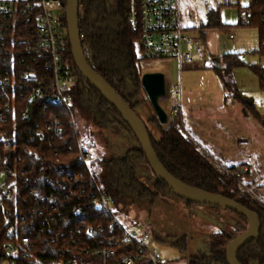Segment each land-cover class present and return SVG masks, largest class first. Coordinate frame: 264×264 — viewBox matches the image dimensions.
<instances>
[{
  "label": "trees",
  "instance_id": "16d2710c",
  "mask_svg": "<svg viewBox=\"0 0 264 264\" xmlns=\"http://www.w3.org/2000/svg\"><path fill=\"white\" fill-rule=\"evenodd\" d=\"M65 5L66 0H63L64 8ZM127 9L128 0H80V38L83 52L88 53L85 57L91 68L135 112L141 104L134 101L136 95L140 90L145 94L141 86V78L144 75L141 67L143 60L138 57L139 40L130 31L127 23ZM251 9L257 12L254 17L255 22L251 26L258 28L259 32V46L254 53L264 56V23L259 17L261 6ZM219 10L220 8H217L215 16L209 18L207 24L200 30L202 39L203 31L207 29H217L229 35L232 27L222 23ZM27 19L28 16L21 19V27L26 25ZM62 22L65 59L76 77L74 87L68 92L72 107L67 110L62 106L48 105L44 100H37L26 91L22 99L16 100L12 115L8 116V123L0 126V130L15 135L17 146L13 152H1L3 157L8 158L4 165L11 169L16 167L17 170H24L22 176L18 172L14 176L5 178L4 184L11 193L10 201L5 203L7 213L11 219H16L17 214L28 220L33 204V195H30L29 191L36 188L35 192L38 195L51 196L52 202L46 205L58 206L52 214L55 224L61 226L66 224L74 228L101 224L107 231L112 223L111 215L106 211L94 209L89 202L88 194L98 191L109 199L113 213L123 224L137 223L141 211L136 214L134 206L148 205L154 211L158 200L172 193L163 182L154 177L151 171L150 176L153 179L151 186L143 183L138 177L137 164L140 162L147 164L145 156L117 111L78 73L67 38L65 17L62 18ZM15 36L18 39L28 40L30 33L24 29ZM10 48L11 45L8 44L7 49ZM18 49L23 52V48ZM220 60L222 68H213V71L221 83L224 93L223 103L226 104L230 98L240 99L233 79V71L242 67L243 63L241 54H224ZM39 66L41 72H44L43 65L40 63ZM17 67L19 71L24 69L23 64ZM250 69L258 79L260 89L264 91V69L257 66ZM128 83L133 90L131 93L127 90ZM145 100L148 101V98ZM86 109H91L93 115L98 118L100 121L96 123L98 126L123 130L125 136H130L135 141V145L121 155L108 157L104 153L92 152L95 160L91 163L90 173L80 163L78 151L84 146L93 144L91 140H82V134L75 125L77 115L84 114ZM243 110L247 115L251 113V117L264 130V116L250 112L252 108L246 103L243 104ZM25 111L28 112L27 115ZM168 119L166 125H161L154 113V116L148 120L158 129L160 134L158 141L146 127L158 161L172 177L183 184L234 200L255 213L259 219V233L236 252V259L239 264H264V200L261 202L255 197L240 195L238 192V183L249 179V165L242 162L230 167L219 164L186 134L181 116ZM55 121H59L62 126L61 135L49 140L37 139L33 132L34 127L41 128ZM143 123L146 126L144 121ZM36 153L37 158L34 156ZM14 159L17 161L14 162ZM60 170L64 171L63 175L57 173ZM67 172H70L72 180L67 178ZM48 181L50 184H46ZM247 186L258 195L261 186H256L254 182H248ZM185 204L188 207L194 205L188 202ZM76 208L79 210L78 214H74ZM231 213L238 221L235 230L229 233H212L209 237V253L192 256L185 264H227L225 251L228 244L247 226L243 217ZM37 223L32 233L18 227L16 234L6 235L0 212V251H3V246L7 242L16 244L17 238L19 241L20 237H31L30 241L34 247L32 257L19 259L18 264H51V260H56L54 245L50 243L53 232L47 229L40 232L39 218ZM117 233L120 234L121 231L118 229ZM35 236H38V239ZM155 240L169 243L181 253L187 250L185 235L165 237L164 240L155 238Z\"/></svg>",
  "mask_w": 264,
  "mask_h": 264
},
{
  "label": "built area",
  "instance_id": "2783aa9c",
  "mask_svg": "<svg viewBox=\"0 0 264 264\" xmlns=\"http://www.w3.org/2000/svg\"><path fill=\"white\" fill-rule=\"evenodd\" d=\"M244 1L246 4L240 6V2ZM213 2L220 9L236 7L237 23L245 27L255 22L257 12L251 8L261 6L259 17L264 23V0ZM182 3L183 0H128L127 9V23L139 40L142 58L146 61L173 59L177 62L180 73L205 66L208 56V48L200 36V30L194 33L184 26ZM64 11L63 0H0V126L8 123V116L12 115L16 100L22 99L26 91L48 105L62 106L67 110L72 107L68 92L74 87L76 77L65 59L62 22ZM25 16H28L27 23L21 27V19ZM24 29L30 33L28 40L16 38L17 32ZM228 38L234 40V33L230 32ZM8 44L11 45L10 49H7ZM18 48H23V52ZM84 55L87 56L88 53L84 52ZM40 63L44 72H41ZM22 64L24 69L19 71L17 66ZM165 96L173 104L170 107V117L181 116V86L169 88L165 91ZM27 113L25 111L26 115ZM33 132L37 139L49 140L61 135L62 126L59 121H55L41 128L35 126ZM16 147L15 135L0 130V174L6 177L18 172L21 176L24 174V170L4 165L8 158L3 157L1 152H13ZM29 154L32 155L31 152ZM34 156L37 158L38 154ZM78 159L90 173L91 163L95 160L94 154L80 148ZM57 173L63 175L64 171ZM227 173L230 174L229 171ZM66 175L72 180L70 172ZM35 191L36 188L29 191L33 195L29 219L25 220L17 214L16 219H11L5 205L10 201L11 193L7 190V185L3 184L0 187L2 223L6 235L16 234L18 227L32 233L39 218V231L47 229L53 232L50 243L54 245L56 260H51V264H169L152 249L155 238L137 225L123 224L113 213L109 199L98 191L88 194L89 202L94 209L111 215L112 223L107 231L101 224L85 228L55 224L52 214L58 206L46 205L52 202L51 196H40ZM258 191L260 193L256 195L244 182L238 183L240 195H250L263 202L264 189ZM78 212L76 208L74 214ZM118 229L120 234L117 233ZM35 238L38 239V236ZM30 239L31 237H20L19 241L16 239V244L5 243L3 251H0V264H18L19 259L32 257L34 247Z\"/></svg>",
  "mask_w": 264,
  "mask_h": 264
},
{
  "label": "rangeland",
  "instance_id": "374dc122",
  "mask_svg": "<svg viewBox=\"0 0 264 264\" xmlns=\"http://www.w3.org/2000/svg\"><path fill=\"white\" fill-rule=\"evenodd\" d=\"M245 4V1L240 2V6ZM216 13L217 7L213 0H183L184 26L194 33L197 30H202L208 19L214 17ZM219 13L222 23L232 27L230 32L234 33L235 39L230 41L227 38L228 33L214 32L218 35L220 53L213 59H209L207 56L205 66L200 69H189L180 73L178 64L173 59L146 61L142 58L140 50L138 57L143 60L141 64L143 74L157 73L164 76L165 91L176 85L181 86L183 106V117L181 116V118L186 134L221 165L230 167L241 162L247 163L250 175L244 183L247 185L248 182H254L256 186H261L260 190L264 189V130L251 117V113L247 115L243 110V104L246 103L252 108L250 112L264 116V91L260 89L258 79L250 69L253 66L264 69V56L254 53L259 46V32L256 27L238 25L236 7L220 9ZM208 33L210 32H207L206 35ZM224 54H241L243 63L242 67L233 71V79L240 99L227 100L226 105L223 104L221 83L213 71V68H222L220 56ZM127 86L131 93L132 89L129 83ZM146 98V95L140 90L134 101L141 104L135 112L139 117L141 114L142 116L150 115L152 118L154 112L149 102L145 100ZM232 102L236 106L235 110L229 109ZM158 103L170 118V107L173 104L169 102L167 96L159 98ZM224 114L226 116L231 114L233 121H228L223 125L220 116ZM77 116L75 125L82 134V140H91L93 144L84 146L85 150L95 154L104 153L111 157L121 155L135 145V141L130 136H125L123 130L124 133L117 128L106 129L98 126L96 123L100 121L93 115L91 109H86L84 114ZM210 127L217 134L226 133L228 144L234 143L232 147L234 149L229 147L228 155L220 156L217 149L205 139L199 130H206ZM243 139H246L248 143L240 144ZM137 169L140 180L151 186L153 179H151V172L147 164L140 162L137 164ZM5 178L4 174H0V187L4 184ZM258 193L260 192L258 191ZM155 207L153 211L148 205L134 206L135 213L138 214L140 211L141 213L138 214V217L136 216L139 221L133 224L162 240L165 237H180L182 235L187 237V250L184 253L179 252L169 243L155 240L152 249L156 250L169 264H185L192 256L207 255L210 235L215 232H232L238 222L229 211L203 205L188 207L185 202L173 195H166L159 199ZM219 214L221 215L219 216ZM130 224L126 223V225Z\"/></svg>",
  "mask_w": 264,
  "mask_h": 264
},
{
  "label": "water",
  "instance_id": "95a60500",
  "mask_svg": "<svg viewBox=\"0 0 264 264\" xmlns=\"http://www.w3.org/2000/svg\"><path fill=\"white\" fill-rule=\"evenodd\" d=\"M79 2L80 0H66L64 11L67 38L73 62L78 73L111 107L117 111L141 148L150 171L157 180L163 182L170 189L173 196L181 201L194 205H203L228 210L236 213L246 220V230L230 241L225 251L227 264H239L236 259V252L246 243L255 238L259 233L260 226L257 215L242 207L234 200L225 198L221 195L207 193L200 189L183 184L179 180L172 177L162 167L153 151L148 132L143 121L134 111L130 109L122 97L118 95L87 62L82 50L80 38ZM141 86L159 123L161 125H166L168 123V116L158 103L159 98L165 95L164 76L157 73L144 74L141 78Z\"/></svg>",
  "mask_w": 264,
  "mask_h": 264
},
{
  "label": "crops",
  "instance_id": "0c3cea01",
  "mask_svg": "<svg viewBox=\"0 0 264 264\" xmlns=\"http://www.w3.org/2000/svg\"><path fill=\"white\" fill-rule=\"evenodd\" d=\"M207 32H210V33H208V35H206ZM214 32H220V31L217 30V29H210V30L207 29V30L203 31V35H202L203 36V40L205 41V43L207 45V48H208V57H209V59H211V58L213 59L214 56H218L219 53H220V44H219L218 35L216 33L214 34ZM227 38H228V36H227ZM230 41H233V40H230ZM221 56H220V58H221ZM223 96H224V93H223ZM224 105H226V104H224ZM229 109L230 110H235L236 109V106H235V104L233 102L230 104ZM139 115H140V118L142 117L141 118L142 121L145 122L146 127L149 130V132L151 133V135L153 136V138L156 141H158L160 139V134L158 132L157 127L154 124L148 122V120L151 118L150 115H148V116H142L141 114H139ZM181 116L183 117V110H182ZM228 116H226V114L220 116V119L223 122L222 123L223 125L226 122H228V121H230V122L233 121V119H232L233 117L231 116V114L228 115ZM237 121H238V119H237ZM199 130L205 136V139L207 141H209V143L211 145H213L217 149V153L220 156L224 155V154L228 155L229 154V149L234 146V143H232L231 145L228 144V139L226 137V133L217 134L216 131L212 127L207 128L206 130H201V129H199ZM241 141L242 142H240V144H247L248 143V141L246 139L245 140L243 139ZM232 149H234V148H232Z\"/></svg>",
  "mask_w": 264,
  "mask_h": 264
},
{
  "label": "flooded vegetation",
  "instance_id": "af4514ba",
  "mask_svg": "<svg viewBox=\"0 0 264 264\" xmlns=\"http://www.w3.org/2000/svg\"><path fill=\"white\" fill-rule=\"evenodd\" d=\"M128 90V89H127ZM129 91V90H128ZM227 212H228V210H226ZM229 212H231V211H229ZM221 214H219V216H220ZM234 215V214H233ZM236 218V217H235ZM237 220V219H236ZM236 225V224H235ZM246 228H247V226H246ZM246 228H245V230H246Z\"/></svg>",
  "mask_w": 264,
  "mask_h": 264
},
{
  "label": "bare ground",
  "instance_id": "6f19581e",
  "mask_svg": "<svg viewBox=\"0 0 264 264\" xmlns=\"http://www.w3.org/2000/svg\"><path fill=\"white\" fill-rule=\"evenodd\" d=\"M65 178V177H64Z\"/></svg>",
  "mask_w": 264,
  "mask_h": 264
}]
</instances>
